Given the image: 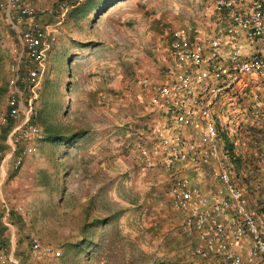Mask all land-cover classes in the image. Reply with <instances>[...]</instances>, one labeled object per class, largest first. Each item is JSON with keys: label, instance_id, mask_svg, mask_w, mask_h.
<instances>
[{"label": "rangeland", "instance_id": "obj_1", "mask_svg": "<svg viewBox=\"0 0 264 264\" xmlns=\"http://www.w3.org/2000/svg\"><path fill=\"white\" fill-rule=\"evenodd\" d=\"M27 1L44 25L55 26V40L36 103L43 138L19 170L11 160L5 173L0 168L2 242L12 243L23 264H198L162 171L142 170L127 144L129 124L142 119L139 78L163 77L166 33L211 11L215 0H68L59 24L42 13L58 0ZM19 52V34L0 10V119ZM8 130H1L2 156ZM252 159L246 156L238 181L252 204L264 205V179L251 178ZM204 183L220 189L216 179ZM33 239L41 253L33 251Z\"/></svg>", "mask_w": 264, "mask_h": 264}, {"label": "built area", "instance_id": "obj_2", "mask_svg": "<svg viewBox=\"0 0 264 264\" xmlns=\"http://www.w3.org/2000/svg\"><path fill=\"white\" fill-rule=\"evenodd\" d=\"M69 9L68 0H58L42 13L59 24ZM0 10L20 43L0 119V135L9 127L7 150L0 151L5 173L7 160L19 170L43 138L36 103L55 26L44 25L27 0H0ZM166 35L163 77L138 80L142 119L129 124L127 145L142 170L162 171L169 204L195 240L198 264H264V205L252 204L238 181L247 155L251 178L264 179V0H215L211 11ZM208 177L220 189H206ZM32 249L41 253L37 239ZM0 264H23L1 239Z\"/></svg>", "mask_w": 264, "mask_h": 264}, {"label": "trees", "instance_id": "obj_3", "mask_svg": "<svg viewBox=\"0 0 264 264\" xmlns=\"http://www.w3.org/2000/svg\"><path fill=\"white\" fill-rule=\"evenodd\" d=\"M4 128H8L9 129V127H4ZM46 132H47V134L48 135H50V138H51V140H56V138H57V140H60V139H58L59 137L54 133V132H52V131H50V130H47L46 129ZM70 132V131H69ZM68 132V133H69ZM4 135V134H3ZM64 137H61V140H65V139H63ZM62 141V142H63ZM93 235L91 234V233H87L86 235H85V237L86 238H91ZM1 239V238H0ZM2 240V239H1ZM89 240V242H90V240H92V239H88ZM4 244V243H3ZM82 244V243H81ZM79 246V249H82V247H81V245H78ZM90 249V247H88V249L87 250H89Z\"/></svg>", "mask_w": 264, "mask_h": 264}, {"label": "crops", "instance_id": "obj_4", "mask_svg": "<svg viewBox=\"0 0 264 264\" xmlns=\"http://www.w3.org/2000/svg\"><path fill=\"white\" fill-rule=\"evenodd\" d=\"M203 188H204V186H203Z\"/></svg>", "mask_w": 264, "mask_h": 264}]
</instances>
